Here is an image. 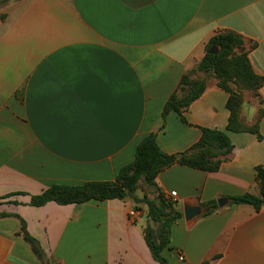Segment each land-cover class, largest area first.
<instances>
[{"label": "crops", "instance_id": "0c3cea01", "mask_svg": "<svg viewBox=\"0 0 264 264\" xmlns=\"http://www.w3.org/2000/svg\"><path fill=\"white\" fill-rule=\"evenodd\" d=\"M228 30L244 36L264 77V0H0V212L26 222L49 263L160 264L145 215L129 217L131 199L28 203L54 184L114 180L151 132L174 154L195 144L201 127L227 131L229 93L213 76L186 122L162 113L211 38ZM259 94L264 111V85ZM245 98L242 114L252 123L257 107ZM227 133L234 149L218 171L174 164L156 179L182 213L186 204L226 201L172 225L163 252L170 264H264V207L229 200L259 194L264 115L262 139ZM15 192L25 194L3 198ZM20 231V218L0 217V264H41Z\"/></svg>", "mask_w": 264, "mask_h": 264}, {"label": "trees", "instance_id": "16d2710c", "mask_svg": "<svg viewBox=\"0 0 264 264\" xmlns=\"http://www.w3.org/2000/svg\"><path fill=\"white\" fill-rule=\"evenodd\" d=\"M212 47H216L217 53L208 52ZM197 71L211 74L217 80L218 86L229 93L226 107L230 115L226 130L234 133H253L258 139H262L260 123L264 115L263 109L259 111L256 121L251 125L245 123L242 115L245 103L242 89L253 91V95L259 98L262 104L263 100L259 90L264 85V77L253 70L244 36L228 30L219 32L211 38L206 46L204 57L195 68L182 75L177 88L165 103L163 119L168 113L174 111L183 121H187L185 112L207 87V78L195 77ZM227 131L201 127L200 139L187 150L174 154L164 152L157 142V133L151 132L137 145L134 160L123 166L114 180L87 181L79 185L54 184L40 194L31 195L28 204L40 207L51 201L60 205H68L113 199H131L136 205L145 203L148 218L159 223L157 231L150 223L146 225V242L157 262L170 264L163 252L171 242L172 225L183 217V213L161 191L156 179L163 170L174 164L206 172L218 171L223 158L234 149ZM141 178L150 187L156 189L157 202L147 196L137 195ZM256 181L259 194L245 193L231 196L229 197L230 204H249L255 209L264 207V164L256 167ZM21 194L25 193H10L3 198ZM8 203L19 204L18 201H8ZM201 206L203 208L202 217L209 216L219 208L215 200L204 202ZM7 216L20 218V234L30 244L37 258L40 261L44 260L46 253L40 242L27 231L26 222L19 215L0 212V217ZM203 264H209V261Z\"/></svg>", "mask_w": 264, "mask_h": 264}, {"label": "rangeland", "instance_id": "374dc122", "mask_svg": "<svg viewBox=\"0 0 264 264\" xmlns=\"http://www.w3.org/2000/svg\"><path fill=\"white\" fill-rule=\"evenodd\" d=\"M210 76H211V74H201V73L195 74V77H198L199 79H201L202 77L209 78ZM242 91H243V95H244L245 100H246L245 95L247 96V102L249 105V109L251 110V109H253V107H255V106L257 107V111H258L257 116H258L259 111L262 109L260 99L253 95V91H250L248 89H242ZM257 116L255 117V119L253 120L252 123L248 120L249 119L248 117L243 115V118H244L245 123L247 125H251L256 121ZM137 195H139V197L147 196L149 199L157 202V191H156V189L154 187H150L148 184H146L145 181L143 180V178L140 179L138 189H137ZM134 208L142 209L144 211L143 214L145 215V217L143 218V222L144 223L147 222V224L150 223L155 231L158 230L159 223L153 222L151 219L148 218L147 205L145 203H139L137 205L134 204ZM41 264H52V263H49L47 261V257L45 256L44 260L41 261Z\"/></svg>", "mask_w": 264, "mask_h": 264}, {"label": "water", "instance_id": "95a60500", "mask_svg": "<svg viewBox=\"0 0 264 264\" xmlns=\"http://www.w3.org/2000/svg\"><path fill=\"white\" fill-rule=\"evenodd\" d=\"M209 53H217L216 47H212L211 49L208 50ZM218 207H223L226 203L224 199H219L217 201ZM184 217L186 220H190L193 217H197L202 214V208L200 206H191L189 204H186L184 206V211H183Z\"/></svg>", "mask_w": 264, "mask_h": 264}, {"label": "built area", "instance_id": "2783aa9c", "mask_svg": "<svg viewBox=\"0 0 264 264\" xmlns=\"http://www.w3.org/2000/svg\"><path fill=\"white\" fill-rule=\"evenodd\" d=\"M176 195V192H172L171 193V196H175ZM143 214V211L139 208H134V209H131L129 211V217L132 221H135L137 218H139L141 215ZM180 259H183V257L181 256Z\"/></svg>", "mask_w": 264, "mask_h": 264}]
</instances>
